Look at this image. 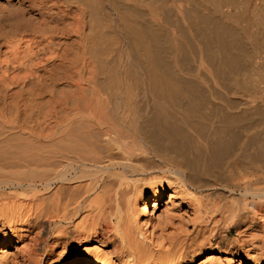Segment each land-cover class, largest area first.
<instances>
[{
    "label": "bare ground",
    "instance_id": "bare-ground-1",
    "mask_svg": "<svg viewBox=\"0 0 264 264\" xmlns=\"http://www.w3.org/2000/svg\"><path fill=\"white\" fill-rule=\"evenodd\" d=\"M0 264H264V0H0Z\"/></svg>",
    "mask_w": 264,
    "mask_h": 264
}]
</instances>
